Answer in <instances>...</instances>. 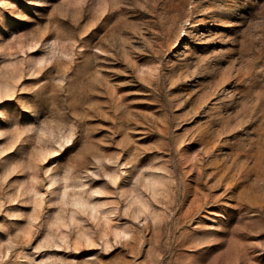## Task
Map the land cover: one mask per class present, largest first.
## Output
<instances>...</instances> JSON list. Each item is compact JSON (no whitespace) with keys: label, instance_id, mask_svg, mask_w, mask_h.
Returning a JSON list of instances; mask_svg holds the SVG:
<instances>
[{"label":"rangeland","instance_id":"374dc122","mask_svg":"<svg viewBox=\"0 0 264 264\" xmlns=\"http://www.w3.org/2000/svg\"><path fill=\"white\" fill-rule=\"evenodd\" d=\"M0 264H264V0H0Z\"/></svg>","mask_w":264,"mask_h":264}]
</instances>
